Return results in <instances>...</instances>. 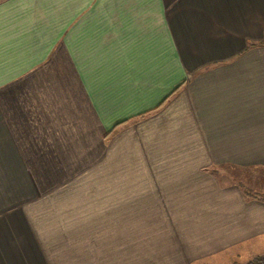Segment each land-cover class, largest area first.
Listing matches in <instances>:
<instances>
[{
    "label": "crops",
    "instance_id": "crops-1",
    "mask_svg": "<svg viewBox=\"0 0 264 264\" xmlns=\"http://www.w3.org/2000/svg\"><path fill=\"white\" fill-rule=\"evenodd\" d=\"M223 166L264 168V0H0V264L264 254Z\"/></svg>",
    "mask_w": 264,
    "mask_h": 264
},
{
    "label": "rangeland",
    "instance_id": "rangeland-1",
    "mask_svg": "<svg viewBox=\"0 0 264 264\" xmlns=\"http://www.w3.org/2000/svg\"><path fill=\"white\" fill-rule=\"evenodd\" d=\"M220 175L221 182H240L242 187H249L258 194L264 195V168L254 166L251 168L223 166L220 168ZM70 202L75 203V200L71 198ZM45 214L42 216V213H38L37 217H35L39 225L42 221L46 220Z\"/></svg>",
    "mask_w": 264,
    "mask_h": 264
},
{
    "label": "trees",
    "instance_id": "trees-1",
    "mask_svg": "<svg viewBox=\"0 0 264 264\" xmlns=\"http://www.w3.org/2000/svg\"><path fill=\"white\" fill-rule=\"evenodd\" d=\"M242 189H243V192L245 194H249L252 196H255L256 194H258L255 190L249 189L248 187L245 188L243 186ZM262 196H264V195H262ZM231 264H264V254H257L255 256L249 258L245 262H233Z\"/></svg>",
    "mask_w": 264,
    "mask_h": 264
}]
</instances>
